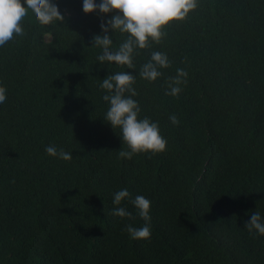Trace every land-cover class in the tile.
<instances>
[{
    "label": "trees",
    "instance_id": "1",
    "mask_svg": "<svg viewBox=\"0 0 264 264\" xmlns=\"http://www.w3.org/2000/svg\"><path fill=\"white\" fill-rule=\"evenodd\" d=\"M54 2L63 20L30 15L25 39L0 51V264H264V236L244 226L264 215V0H198L138 50L134 69L96 61L105 14ZM125 37L116 32L114 47ZM154 50L171 63L149 82L138 71ZM177 68L187 82L166 95ZM118 71L136 73L140 117L158 122L166 150L118 158L127 146L103 117L100 87ZM121 188L131 219L111 211ZM138 194L151 201L146 240L125 230L144 223Z\"/></svg>",
    "mask_w": 264,
    "mask_h": 264
},
{
    "label": "clouds",
    "instance_id": "2",
    "mask_svg": "<svg viewBox=\"0 0 264 264\" xmlns=\"http://www.w3.org/2000/svg\"><path fill=\"white\" fill-rule=\"evenodd\" d=\"M198 0H82V10L85 13L98 11L102 15L100 28L102 32L93 36L92 45L101 49L96 61L101 66L108 64L127 66L134 69V57L138 50L146 49L152 43H159L166 34L164 27L173 20L184 19L190 10L196 9ZM112 13L109 17L106 14ZM32 16L40 25H55L63 20L54 0H0V51L8 49L25 39L24 24ZM111 31L112 35H109ZM119 32L126 37L114 47L113 35ZM171 61L167 53L154 50L150 58L143 63L138 75L151 82L162 75L161 69L169 67ZM188 73L177 68L176 75L168 78L166 95L177 96L181 85L186 83ZM136 73L118 71L105 76L100 87L104 89L102 99L108 105L104 113L105 121L109 122L127 150L120 148L118 158L132 159L137 153L156 154L166 150L167 140L161 134L158 122L148 116L140 117L141 106L134 97L137 95L134 84ZM8 103V93L0 87V109ZM169 120L173 125L179 121L171 114ZM45 152L58 159L71 160L72 152L55 144L45 146ZM112 214L120 218H133L122 201L130 198L127 188H121L113 194ZM136 212L144 223L137 227L131 223L125 225V230L132 239H149L151 236V201L138 194L131 199ZM244 226L252 235L264 236V215L255 211Z\"/></svg>",
    "mask_w": 264,
    "mask_h": 264
},
{
    "label": "rangeland",
    "instance_id": "3",
    "mask_svg": "<svg viewBox=\"0 0 264 264\" xmlns=\"http://www.w3.org/2000/svg\"><path fill=\"white\" fill-rule=\"evenodd\" d=\"M46 38H47V39H50V38H51V35H50V34H47V35H46Z\"/></svg>",
    "mask_w": 264,
    "mask_h": 264
}]
</instances>
